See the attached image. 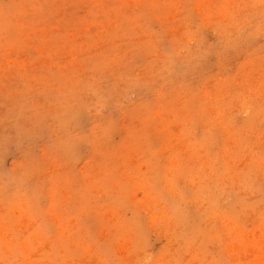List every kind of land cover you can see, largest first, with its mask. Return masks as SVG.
Returning a JSON list of instances; mask_svg holds the SVG:
<instances>
[{"label": "rangeland", "instance_id": "obj_1", "mask_svg": "<svg viewBox=\"0 0 264 264\" xmlns=\"http://www.w3.org/2000/svg\"><path fill=\"white\" fill-rule=\"evenodd\" d=\"M0 264H264V0H0Z\"/></svg>", "mask_w": 264, "mask_h": 264}]
</instances>
